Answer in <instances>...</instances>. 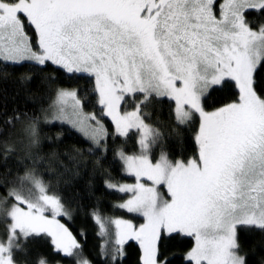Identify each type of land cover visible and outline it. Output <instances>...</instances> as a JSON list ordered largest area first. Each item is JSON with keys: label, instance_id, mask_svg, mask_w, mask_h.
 Here are the masks:
<instances>
[{"label": "snow or ice", "instance_id": "snow-or-ice-1", "mask_svg": "<svg viewBox=\"0 0 264 264\" xmlns=\"http://www.w3.org/2000/svg\"><path fill=\"white\" fill-rule=\"evenodd\" d=\"M262 17L264 0H0V61L47 72L52 82L57 76L89 78L101 115L111 117L115 132L126 136L135 127L142 133L144 154L118 152L137 183L107 186L132 193L117 207L144 222L115 221L116 246L110 253L101 246L105 264L108 258L123 264L129 242L138 245L137 264H173V241L188 238L185 264H248L241 234L264 235V82L256 78L264 68ZM233 88L237 99L222 102L219 94ZM128 95L136 109L122 114ZM165 98L175 102L178 123L198 116L197 150L174 162L162 150L152 163L146 153L159 133L145 123L142 109ZM57 99L81 104L75 89H59ZM20 119L14 113L4 123L14 127ZM87 120L95 121L89 137L94 148L106 149L107 131L95 114L83 120L78 114L75 123ZM26 132L28 147L38 146L35 119ZM14 153L11 147L0 151V213L8 220L0 264H29L23 259L27 243L41 235L51 238L54 254L92 264L74 251L81 246L55 219L71 217L35 170L38 153L23 175L13 172V164L20 166ZM158 186H166V193ZM32 264L51 261L40 255Z\"/></svg>", "mask_w": 264, "mask_h": 264}, {"label": "trees", "instance_id": "trees-1", "mask_svg": "<svg viewBox=\"0 0 264 264\" xmlns=\"http://www.w3.org/2000/svg\"><path fill=\"white\" fill-rule=\"evenodd\" d=\"M30 76L33 77L31 80ZM49 76L47 72H32L27 64L0 62V151L4 147L15 149L14 159L19 161L20 166L17 169L13 164V172L18 171L19 175H23L26 167H32L31 157L38 153L35 170L43 178L48 194L60 196L70 213L71 218L64 219L65 227L81 246L74 251L82 252L92 264H105V258L100 254L101 246L109 253L116 246L118 229L115 221L128 220L136 226L142 222L140 217L117 207L125 197L107 186L109 183L134 181V178L126 175L117 153L123 150L128 155H138L139 134L130 131L123 137L115 133L110 120L101 115L93 92L94 82H89V78L68 79L57 76L55 82H52ZM256 78L259 82H264V68L258 69ZM61 88L77 90L83 110L95 114L105 123L107 137L103 143L106 144V149H95L92 142L66 124L43 122ZM237 92L238 89L233 88L219 95L222 102L226 103L236 100ZM128 100L132 102L131 98L126 97L123 110L129 111L134 107ZM14 113H18L21 119L14 127H8L4 121ZM142 117L159 133L157 143L150 148V157L154 163L159 160L162 150L168 153L173 162L196 155L198 117L188 123H178L175 103L166 98L163 102H154L143 108ZM33 119L37 121L39 144L30 148L23 131ZM90 148L93 151L90 152ZM35 195L39 193L35 192ZM94 212L98 214L103 227L97 222ZM241 240L248 256V264H261L264 261V235L258 231L247 235L242 233ZM190 246V238L173 241L172 251L169 253L173 264H185L181 257ZM27 248L29 255L23 259H27L29 264L40 255L47 256L51 264H75V257L63 258L62 255L54 254L51 238L46 235L30 239ZM125 249L127 256L123 264H137L138 245L129 242ZM17 259L22 258L18 256ZM107 264H112L110 258L107 259Z\"/></svg>", "mask_w": 264, "mask_h": 264}, {"label": "rangeland", "instance_id": "rangeland-1", "mask_svg": "<svg viewBox=\"0 0 264 264\" xmlns=\"http://www.w3.org/2000/svg\"><path fill=\"white\" fill-rule=\"evenodd\" d=\"M0 62H2V61H0ZM126 97L132 99V102L128 100V103L129 104H132L134 107H132L129 111L123 110V106H124L125 101H122L121 102V105H120V111H121L122 114L124 112H131V111H134L136 109L137 101L134 100L131 95H128ZM126 97H125V99H126ZM61 108L63 109V111H61ZM78 114H79V119H81V120H83V118L85 116H91V115H93V114L87 113V112H85L83 110L82 103L80 105H76L75 102L73 100H71V99H68L64 103H61L60 101H58L57 95H56V97L54 99V102L52 104L51 109L46 114L47 120H45V117H44L43 122L50 123V124L51 123L66 124V125L70 126L72 129H74L77 133H79L82 137H84L85 139H87L88 141H90V142L93 143V141L89 138L90 137V132H91L90 125L91 126H95V121L87 120V121L84 122L83 125L77 124L75 122L78 119ZM57 116H59V119H57ZM105 116L110 120V122L112 123V125L114 127V130H115V124L111 120V117H108L107 115H105ZM176 116H177V114H176ZM100 122H101V124L103 125V127L107 131V126L105 125V123L102 120H100ZM27 127H25L24 128V131H23V135H24V138L26 139V142H28V137H27V132H26ZM151 128L153 130H155L152 126H151ZM130 131H136V132H138V134H139V145H140V138H141V135H142L141 131L139 129L135 128V127L130 128L128 130V133ZM117 135H119V134H117ZM119 136H121V135H119ZM106 137H105V139H106ZM102 143H103V141H102ZM139 149H140L139 150V153L136 156H140L141 154H144L143 153V150L141 148V145H140V148ZM146 154L148 155L149 160L152 163H154L152 161L151 157H150V149L147 150V153ZM126 155H128V154H126ZM117 156H118L119 160L121 161V163H122V165L124 167V171H125L126 175L134 178V181L133 182H129V183H123V184H114V185L119 186V185H133V184H136L137 183L136 177L127 173L126 166L124 164V161L122 159H120L118 153H117ZM128 156H132V155H128ZM139 182L145 184L146 186H152V182L149 181V180H147L146 178H141V180ZM109 184H113V183H109ZM111 189L117 191L115 188H111ZM158 190L161 191V192H164V193H166V191H167L166 186H158ZM117 192L120 193L121 195H123L125 197V200L122 203H124L126 200H128L129 198H131L132 195H133L132 193H121L119 191H117ZM2 194L3 193L0 192V195H2ZM165 198H167V197H165ZM130 214H132V215H134L136 217H140L142 219V222L141 223L144 222V218L142 216H140V215H138L136 213H130ZM45 216H47L49 219H52L53 218V215H52V212L51 211H46L45 212ZM65 218H67V217L66 216H56L55 217L56 220H58L60 223H62L64 225H65V222H64V219ZM140 224H138L137 226H139ZM7 233H8V220H7V218L2 213H0V239L5 238L6 235H7Z\"/></svg>", "mask_w": 264, "mask_h": 264}, {"label": "bare ground", "instance_id": "bare-ground-1", "mask_svg": "<svg viewBox=\"0 0 264 264\" xmlns=\"http://www.w3.org/2000/svg\"><path fill=\"white\" fill-rule=\"evenodd\" d=\"M54 102V101H53ZM176 119V118H175ZM107 230V229H106Z\"/></svg>", "mask_w": 264, "mask_h": 264}]
</instances>
